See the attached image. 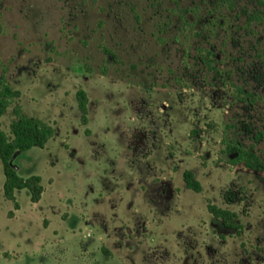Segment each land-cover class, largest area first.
Masks as SVG:
<instances>
[{
    "label": "rangeland",
    "instance_id": "374dc122",
    "mask_svg": "<svg viewBox=\"0 0 264 264\" xmlns=\"http://www.w3.org/2000/svg\"><path fill=\"white\" fill-rule=\"evenodd\" d=\"M2 77L22 93L2 129L20 106L56 132L12 159L39 202L20 189L14 209L0 169V264H264V172L221 152L264 160L259 0H0Z\"/></svg>",
    "mask_w": 264,
    "mask_h": 264
},
{
    "label": "trees",
    "instance_id": "16d2710c",
    "mask_svg": "<svg viewBox=\"0 0 264 264\" xmlns=\"http://www.w3.org/2000/svg\"><path fill=\"white\" fill-rule=\"evenodd\" d=\"M264 4V0H259ZM263 16L260 12L252 13L249 21L260 20ZM106 53L115 56L112 50L106 49ZM90 71H93L89 68ZM22 95L20 90L13 89L5 77L0 79V118L9 108L15 99ZM78 108L81 112V124L86 126L89 121V96L86 90L79 88L76 91ZM16 119L12 121L10 133L2 129L0 121V169L5 174V182L3 185V196L6 200L13 203L14 209H19L20 205L16 198V191L20 189H28L30 191L31 201L37 203L42 199L45 187L42 184L40 175H31L27 178L20 176L17 169L12 164V159L16 153L27 151L33 147H45L46 143L54 136L56 129L53 124L46 122L40 118H32L22 112L20 106L15 108ZM86 134L90 133L88 128L85 129ZM221 152L228 153L231 156L233 165L242 163L245 167L252 171L264 172V160L255 151V144L249 147L240 142H232L226 145ZM184 180L187 188L195 192H201V184L194 177V173L190 170L185 171ZM210 213L216 218L224 222L226 227L230 229H239L242 226L235 222L236 214L229 210L220 208L216 205L209 204ZM10 212L9 217H12Z\"/></svg>",
    "mask_w": 264,
    "mask_h": 264
},
{
    "label": "crops",
    "instance_id": "0c3cea01",
    "mask_svg": "<svg viewBox=\"0 0 264 264\" xmlns=\"http://www.w3.org/2000/svg\"><path fill=\"white\" fill-rule=\"evenodd\" d=\"M89 102H90V98H89ZM89 105V104H88ZM91 113L89 112V121H88V125H90V119H91ZM88 129L90 130V133L88 135L91 134V129L88 127Z\"/></svg>",
    "mask_w": 264,
    "mask_h": 264
}]
</instances>
